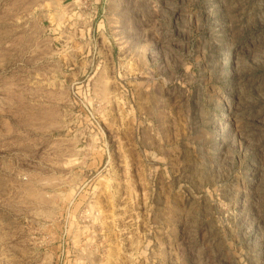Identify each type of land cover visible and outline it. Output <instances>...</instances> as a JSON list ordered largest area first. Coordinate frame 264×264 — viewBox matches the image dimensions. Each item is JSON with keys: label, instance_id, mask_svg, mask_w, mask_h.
I'll list each match as a JSON object with an SVG mask.
<instances>
[{"label": "rangeland", "instance_id": "374dc122", "mask_svg": "<svg viewBox=\"0 0 264 264\" xmlns=\"http://www.w3.org/2000/svg\"><path fill=\"white\" fill-rule=\"evenodd\" d=\"M0 264H264V0H0Z\"/></svg>", "mask_w": 264, "mask_h": 264}]
</instances>
